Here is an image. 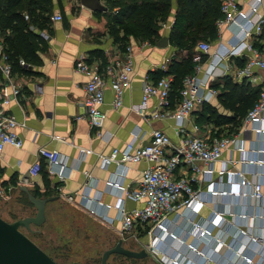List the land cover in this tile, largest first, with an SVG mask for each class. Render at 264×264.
<instances>
[{"label": "crops", "instance_id": "obj_1", "mask_svg": "<svg viewBox=\"0 0 264 264\" xmlns=\"http://www.w3.org/2000/svg\"><path fill=\"white\" fill-rule=\"evenodd\" d=\"M49 1L50 3L43 7L49 9V18L58 12L61 19H49L42 27H34L41 42L29 59L19 58L27 63V66L18 63L22 70H12V81L18 84L20 90L17 98L8 103L6 110L19 122L16 132L22 139V145L16 147L6 144L1 150L0 181L6 185H13L10 197L7 199L19 196L22 190L20 187L25 186L30 192L37 191L40 197H51L46 202L45 211L50 205L68 204L74 210L89 215L119 235L120 221L113 204L118 198H121L126 208L137 206L139 202L125 195L123 191L106 185V180L119 179L123 185H128V188L132 189L145 162L133 163L127 167L110 163L102 168L98 164V157L100 154L110 152L113 147L122 148L131 138L136 127L140 130L137 143L147 140L149 131L157 128L159 123H161L160 128L169 135H174L173 119H153L146 122L139 113L131 110L129 105L140 100L143 79L146 76L153 79L154 75H151V71L158 69L164 57L176 49L169 43V30L174 21L177 1L171 0L168 17L160 32V37L168 36V43L163 47L157 46L156 42L150 43L134 37H129L125 44L119 45L109 32V17L106 12L84 7L79 0ZM27 8L24 5L21 12L29 16ZM230 27L223 25L220 29L217 28L216 39L209 41L213 48L217 42L233 34ZM42 31L49 34L48 39L40 35ZM260 38V42L264 45V35ZM129 43L132 45L134 66L131 84L125 90L122 105L118 108L112 107L113 90L108 83L105 84L104 102L101 106L104 114L102 136H99L86 119H75V116L83 110L80 101L87 77L84 72L74 69V61L81 57L101 68L108 55L119 53ZM209 60V55H206L203 69L207 68ZM226 65L225 74L214 81L221 83L224 76L240 81L241 79L235 77V71L240 66L239 62L231 59L226 61ZM222 67L224 68L223 64ZM2 89L3 92L11 95L9 83L4 82ZM155 100L154 97L150 100V107ZM241 122L232 134L240 133ZM204 126L211 128V124ZM55 135L60 137L56 138ZM39 146L55 148L59 151L63 164L61 168L65 172L63 181H58L55 176L48 174L43 160L40 173L37 176L30 175L28 169L37 158L36 150ZM85 149L90 151L86 152ZM261 149H264V132L253 130L245 134L240 133L236 138V146L232 145L223 152L215 168L218 169L221 162L231 158L235 160L233 164H229L231 170L241 171L246 179L260 181L264 186V161L252 163L241 161L250 157L264 160ZM85 171H88L89 175L84 174ZM217 180L214 174L212 183L203 182L199 189L201 192L207 187L247 192L250 190L249 186L240 184L238 175H224L223 182ZM46 182H49L48 186ZM59 191L60 193L88 191L90 195L98 197L100 201L107 203L109 208L104 210V207L96 202L92 204L98 211L106 212L105 216L111 224L101 221L75 203L66 201L59 195ZM205 198L206 203L198 209L191 206L184 209V213L190 217L189 220L174 217L175 221L168 222L170 229L176 234L173 242L176 244L175 247L179 248L181 262L216 264L219 261L228 264L236 261L238 264H250L239 257L240 252L251 256L254 261L262 260L264 264V249L260 248L259 241L251 239V236L261 237L264 233V203L250 195L214 196L206 193ZM76 199H79V194H76ZM212 209L221 212L223 219L214 215ZM14 217L17 216L14 214L12 219ZM192 222H197L201 229L208 230L212 239L200 238ZM139 234L142 244L154 237L153 234L147 233V229L141 227ZM169 240L166 237L167 244ZM188 243L199 248L200 251L192 250L188 247Z\"/></svg>", "mask_w": 264, "mask_h": 264}, {"label": "built area", "instance_id": "obj_2", "mask_svg": "<svg viewBox=\"0 0 264 264\" xmlns=\"http://www.w3.org/2000/svg\"><path fill=\"white\" fill-rule=\"evenodd\" d=\"M220 12L221 17L215 21L216 27L220 29L223 25L231 26L233 34L217 42L214 48L206 40L197 43L192 55V61L195 62L194 70L183 76L175 103L170 102L172 76L163 74L153 79L146 76L142 82L140 100L129 105L130 109L139 113L146 122L153 119H173L174 135H169L160 127L152 128L148 139L137 143L140 130L136 127L131 138L122 148L113 147L110 152L100 154L98 157V164L102 168L110 163L127 167L133 163L145 162L132 189L128 188V185H123L119 179H107L106 185L123 191L125 195L139 202L137 206L126 208L121 198H118L113 204L120 221L119 236L121 238L130 236L139 240L140 227L147 229V233L153 234L154 237L143 243L142 248L147 251L148 255L158 259L161 264H184L181 262L179 248L178 246L176 248L173 242L176 234L170 229L168 222L175 221L174 217L189 220L190 217L184 213V209L190 206L198 209L204 205L206 193L214 196L250 195L264 203L262 183L246 179L241 171L231 170L229 164H233L235 160L229 158L228 161L221 162L218 169L215 168L223 152L232 145L236 146V138L240 133L245 134L253 130L264 132V49L256 45L260 42L264 28V0H220ZM24 18L27 19L28 15L25 14ZM50 19L60 20L61 15L56 12L50 16ZM40 35L44 39L49 37V34L43 31ZM179 53V50H173L166 55L158 69L165 70L171 57L178 56ZM206 55H209L210 60L207 68L203 69ZM237 57L243 59V62L236 69L235 77L245 79L251 85L259 86L258 96L243 116L239 134L211 135L210 129L205 126L202 128L193 121L192 112L197 110L201 103L210 101L216 96L218 89L213 87L212 83L216 78L225 74L226 61ZM19 63L27 66L22 59H19ZM74 69L84 72L87 77L84 83V94L80 101L83 110L75 116V119H86L96 129L95 132L102 136L101 127L104 114L101 106L104 102V87L108 83L113 90L112 107L118 108L122 105L125 90L131 84L134 71L132 45L126 44L119 53L108 55L101 68L79 57L74 61ZM0 74L1 152L6 144L16 147L22 145V139L16 132L19 122L6 110L8 103L17 98L20 88L12 81V66L1 38ZM4 82L11 85V95L3 92ZM153 97L156 100L150 107L149 102ZM55 137L60 136L55 135ZM85 151L89 152L90 149H85ZM260 152L264 153V149ZM36 157L28 169L30 175L37 176L40 173L43 160L49 175L55 176L58 181L65 179V172L61 168L63 166L61 155L57 149L39 146L36 150ZM241 161L252 163L264 160L250 157L241 159ZM84 174L89 175V172L85 171ZM214 174L219 182H223L224 175H238L240 184L249 186L250 190L247 192L207 187L204 192H201L199 189L201 183L211 184ZM12 186L0 181V198H9ZM76 194H79V199H76ZM59 195L101 221L111 224L105 216L106 212L98 211L92 203L96 202L103 206L104 210L109 208V205L100 201L98 197L90 195L88 191L79 193H60L59 191ZM211 211L223 219L221 212L215 209ZM192 224L197 229L200 238L212 239L209 231L201 229L199 223L192 222ZM166 237L170 240L168 247L164 248ZM251 239L259 241L260 248L264 249V233L261 237L251 236ZM187 245L196 252L200 251L191 243ZM239 254V257L250 264H263L262 260L254 261L247 254L240 252ZM216 264L224 263L218 261ZM228 264L238 263L232 261Z\"/></svg>", "mask_w": 264, "mask_h": 264}, {"label": "trees", "instance_id": "obj_3", "mask_svg": "<svg viewBox=\"0 0 264 264\" xmlns=\"http://www.w3.org/2000/svg\"><path fill=\"white\" fill-rule=\"evenodd\" d=\"M176 1L177 10L169 30V43L180 53L178 56L171 57L165 70L151 71L153 78L163 74L172 76L171 104H174L178 98L183 76L194 70L195 62L192 61V55L196 50L197 41L215 40L218 33L215 21L221 17L220 0ZM48 2L50 3L49 0H0V38L8 54L12 70H22L18 65L19 58L29 59L41 42L34 27H42L49 21L50 11L43 8ZM103 4L106 7L104 12L109 17V32L121 45L125 44L129 37L155 43L168 17L171 0H104ZM24 5L28 7L27 19L21 12ZM262 35H264V28ZM256 45L264 49L262 42ZM236 60L240 65L243 62V59L239 57ZM212 86L218 89L216 96L210 101L201 103L199 108L192 112V119L202 128L204 125L211 124L210 132L214 135H231L257 99L259 86L251 85L245 79L234 81L229 76H224L221 83L214 81ZM48 185L49 182H46V186ZM31 193L38 196L37 191ZM16 200L23 206L34 207L23 190H20ZM15 218L17 217L13 219ZM41 225H32V230L25 228L22 230L51 256L48 249L52 247L41 240L43 244L34 239V237H40ZM163 246L167 248L168 244L165 243ZM51 257L56 260L53 256ZM129 258H132L134 262L140 259ZM93 263L83 262L82 264Z\"/></svg>", "mask_w": 264, "mask_h": 264}, {"label": "rangeland", "instance_id": "obj_4", "mask_svg": "<svg viewBox=\"0 0 264 264\" xmlns=\"http://www.w3.org/2000/svg\"><path fill=\"white\" fill-rule=\"evenodd\" d=\"M100 2L103 3L104 0ZM160 125L161 123L157 127ZM58 201L61 200L58 199ZM34 213V207L23 206L16 200V197L0 199V216L5 220H14L12 219L14 214L18 218L24 214L33 215ZM41 232L40 237H34L35 241L49 244L52 247L48 249L51 256L60 264H68L77 260L81 263L99 264L102 252L115 245L116 241L121 238L111 228L98 223L85 213L74 210L68 204L50 205L46 208ZM121 240L126 248L138 250L143 247L140 240L130 236H123ZM131 259L122 254L112 253L107 259V264H161L151 255L135 262Z\"/></svg>", "mask_w": 264, "mask_h": 264}, {"label": "water", "instance_id": "obj_5", "mask_svg": "<svg viewBox=\"0 0 264 264\" xmlns=\"http://www.w3.org/2000/svg\"><path fill=\"white\" fill-rule=\"evenodd\" d=\"M80 4L91 10L105 11L106 7L100 0H79ZM168 43V36H161L156 45L163 47ZM26 194L30 203L35 208L33 215H25L8 221L0 216V264H60L38 246L23 230H32V225L40 226L45 221V205L51 197L33 195L25 186L20 187ZM112 253L122 254L127 257L142 258L148 255L144 248L138 250L126 248L119 238L115 245L105 249L99 264H107V259ZM68 264H82L71 261Z\"/></svg>", "mask_w": 264, "mask_h": 264}, {"label": "bare ground", "instance_id": "obj_6", "mask_svg": "<svg viewBox=\"0 0 264 264\" xmlns=\"http://www.w3.org/2000/svg\"><path fill=\"white\" fill-rule=\"evenodd\" d=\"M165 245V244H164Z\"/></svg>", "mask_w": 264, "mask_h": 264}]
</instances>
